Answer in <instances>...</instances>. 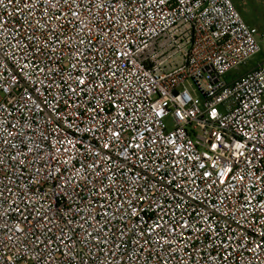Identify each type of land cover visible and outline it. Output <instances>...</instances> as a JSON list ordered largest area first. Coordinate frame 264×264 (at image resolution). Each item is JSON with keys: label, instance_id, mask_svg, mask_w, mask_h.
I'll use <instances>...</instances> for the list:
<instances>
[{"label": "built area", "instance_id": "built-area-1", "mask_svg": "<svg viewBox=\"0 0 264 264\" xmlns=\"http://www.w3.org/2000/svg\"><path fill=\"white\" fill-rule=\"evenodd\" d=\"M258 34L232 0H0V264H264Z\"/></svg>", "mask_w": 264, "mask_h": 264}, {"label": "rangeland", "instance_id": "rangeland-1", "mask_svg": "<svg viewBox=\"0 0 264 264\" xmlns=\"http://www.w3.org/2000/svg\"><path fill=\"white\" fill-rule=\"evenodd\" d=\"M236 5L239 12L242 14L245 21L252 27L258 29L259 34L257 36L261 47L262 53L251 60L247 65L239 67L233 71L230 75V79H234L249 72L256 64L263 62L264 60V0H232ZM168 126L171 127L172 123L168 120Z\"/></svg>", "mask_w": 264, "mask_h": 264}, {"label": "crops", "instance_id": "crops-1", "mask_svg": "<svg viewBox=\"0 0 264 264\" xmlns=\"http://www.w3.org/2000/svg\"><path fill=\"white\" fill-rule=\"evenodd\" d=\"M263 61H264V60H263ZM260 63H261V62H260ZM260 63L256 64L251 70H253L254 68H256ZM251 70H250V71H251ZM250 71H249V72H250ZM247 73H248V72H247ZM247 73H245V74H247ZM245 74H243V75H245ZM243 75H241V76H243ZM241 76H238V77H241ZM238 77H236V78H238ZM236 78H234V79H236ZM234 79H231V81L234 80Z\"/></svg>", "mask_w": 264, "mask_h": 264}, {"label": "trees", "instance_id": "trees-1", "mask_svg": "<svg viewBox=\"0 0 264 264\" xmlns=\"http://www.w3.org/2000/svg\"><path fill=\"white\" fill-rule=\"evenodd\" d=\"M229 81L231 82V79L229 78Z\"/></svg>", "mask_w": 264, "mask_h": 264}]
</instances>
